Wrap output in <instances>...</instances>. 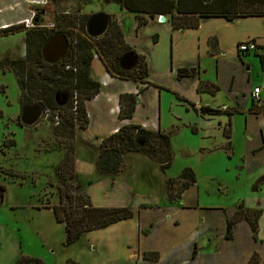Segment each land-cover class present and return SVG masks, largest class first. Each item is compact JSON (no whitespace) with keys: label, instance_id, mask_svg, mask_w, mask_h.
Listing matches in <instances>:
<instances>
[{"label":"rangeland","instance_id":"obj_1","mask_svg":"<svg viewBox=\"0 0 264 264\" xmlns=\"http://www.w3.org/2000/svg\"><path fill=\"white\" fill-rule=\"evenodd\" d=\"M35 1H47V5L35 9L30 3ZM19 4L21 7H17ZM12 6H15V10L9 9ZM121 9L117 0H0V195L3 197L2 203L0 202V264H14L22 256L41 260L44 264H66L69 260L79 264H124L123 261L128 259L124 257L123 252H120L119 257H112L114 251L108 248L110 243L107 242L103 231L88 233L71 245L66 243L64 225L58 223L53 210L46 207L59 202L55 186L56 174L61 162L66 158L67 140L65 137L58 139L53 134V129L57 126L55 114H45L44 111L40 121L30 127L21 122L20 92L16 81V75L21 74L23 67L24 77L42 70L33 61L28 62L25 40L28 31L21 25L22 21L31 18L33 12L36 14L35 18L40 17L39 31L61 30L72 40L80 33L81 19L97 13L112 15ZM167 16L171 21V15ZM110 19H113L124 33V26L119 24L118 19L114 16ZM159 20L161 21V17ZM4 25L13 28L2 30ZM244 29L246 26L238 27L240 33ZM229 45L232 47V44ZM229 53L234 57L232 52ZM251 56L253 59L249 64L242 61L243 57H236L229 66L238 76L247 73L246 69L250 67L253 70L251 82L255 81L257 85L264 87V74L259 57L253 54ZM214 62L215 59L209 57L202 63L205 64L201 79H211ZM191 65L190 53L184 52L178 64V71H167L161 65L159 69L152 68V75H149V78L156 80L154 83L150 78V83L169 89L162 92L160 110L165 113L163 121L171 123L161 132L172 133V166L162 170L146 156L135 154L126 158L121 172L111 179H114V184L128 180L126 175L130 170L134 178L130 177L131 179L125 182L127 185L122 186L119 191L125 192L129 186L131 191L140 192L138 199L149 204L153 202L151 198L159 202L169 200L168 191L169 194L177 196L178 189L167 190L168 180L178 178L185 169H192L197 183L189 195H194L198 190L202 207L223 206L230 210L244 204L247 209L263 210L262 219L259 221V237L264 239V191L253 192L257 180L264 176V149L261 154L250 155L252 150H258V146L264 142L260 137V130L264 131V117L252 120V130L247 127L249 110H246V114L242 111L236 112L231 117L227 114L212 115L214 120L211 122L199 117L188 107L191 105L188 101L181 102L175 95L185 94L186 98L193 102L191 99L196 96V92L192 91L190 84H180L176 80L177 74L191 69ZM196 79L200 80L198 77ZM240 87L244 92L249 89L244 80H240ZM155 89L151 87L143 94V102H147V114L145 110L140 111L139 121L144 124H148L149 116L156 111L152 96ZM205 101L206 104L201 106L215 109L233 102L223 90L216 96L206 94ZM252 104L256 102L253 101ZM240 107L244 105L240 104ZM229 120L231 127L228 125ZM195 124L199 128L197 132L191 128L196 126ZM79 130L76 128L75 137L70 140L72 146L75 150L78 149L77 146L91 149L93 145L90 142L78 140ZM226 130L230 131L229 138L225 134ZM89 137L95 141V135ZM12 140L16 142V146L5 148L4 142ZM209 149L212 151H208ZM78 156L85 157V154L80 153ZM10 174L19 178H12ZM100 180L99 176L94 179L79 176L76 185L81 192L89 196L93 206L120 207L123 198L121 202L118 199H106L101 189L95 188L92 192L95 197L91 198L89 187ZM129 182L133 185L130 186ZM1 186H5V193L2 192ZM136 201L126 204L135 210Z\"/></svg>","mask_w":264,"mask_h":264},{"label":"crops","instance_id":"obj_2","mask_svg":"<svg viewBox=\"0 0 264 264\" xmlns=\"http://www.w3.org/2000/svg\"><path fill=\"white\" fill-rule=\"evenodd\" d=\"M30 3L35 9L42 8L34 6L32 2ZM14 7L12 6L9 9L15 10ZM17 7H21V4ZM1 14L2 12L0 11ZM107 15L116 17L119 24L124 26L126 43L138 55L146 58L150 76L152 75V68L159 69L161 65L167 71H178L180 69L178 64L182 59V54L184 52L190 53L192 65L189 68L196 69V76L178 79L177 74L176 80L180 84H190L192 91L196 92V96L191 99L193 102H190L185 94L181 95L179 93L178 95L186 99L191 104L188 105V107L192 108L191 111L205 121H213L214 116L202 113L201 109L203 108L220 110L229 117L241 111L246 114V110H249L247 127L251 130L252 120L264 117V113L259 115L251 113L252 91L260 87L262 89L261 99H264V87L257 85L255 81L251 82L253 70L248 67L246 69L247 73H241L238 76L235 70H231L229 66L236 57H243L244 60L242 61H245L246 64H249V61L253 59L251 54L239 53L238 46L240 43L256 41L260 48V52L257 54L264 55V17L240 18L233 22H228L222 18H202L197 29L174 30L167 15H158L155 18L142 15L146 20L144 25H139L136 14L130 13L125 9L114 12L112 15L110 13ZM160 17H164L165 21L160 22ZM241 25L246 26L242 33L238 31V27ZM6 26L4 25V27ZM239 34L242 36H239ZM213 38L217 40V51L215 50V52H212ZM229 44H232V47ZM229 52H232L234 57H231ZM209 57L215 59L213 75L211 79L204 80L201 79V73L204 71L203 65L205 63L203 65L202 63L206 62ZM260 62L264 74V58ZM259 68L261 67L259 66ZM196 77L200 80L196 79ZM91 78L101 84V89L98 96L86 103L89 126L86 130H79L80 133L77 137L78 140L90 142L93 146L91 149L77 146L79 150H75L76 173L78 176H88L93 179L99 176L101 178L100 182L93 183L89 187L91 198L95 197L92 192L97 188L102 190L103 197H106V199H112L113 201L118 199L121 202L120 200L123 198L122 201L124 203L122 202L120 207L131 208L126 203L133 204L137 200L135 210L133 209L135 215L132 219L98 230L103 231V234L106 235L107 242L110 243L108 248H110V251H114L112 257H119L121 255L120 252H123L124 257H128V259H125L126 261H123L124 264H249L253 255L257 253L259 255V264H264V239L259 237L260 230L257 238H255L250 224L242 221L234 226L231 238L228 239V221L234 215L237 207L230 210L223 206L202 207L198 190L195 191L194 195H189V192L194 190L193 187L196 184L184 192L181 196L182 199L178 202L172 203L168 199L165 202H159L151 198L153 202L146 204L143 203L142 199L137 198L140 192L131 191L129 186L125 192L119 191L122 186L127 185L125 182L130 180V177L134 178L130 174V170L126 175L128 180L124 179L116 184H114V179H111V177H104L98 174L96 159L98 147L103 139L113 135L126 125H136L152 131H162L171 124L164 122L165 120L163 121L165 113L160 110L162 92L169 89L150 83L149 79L151 77H148L144 84L114 78L108 73L98 56H95L91 65ZM240 80H244L249 86L247 92L241 90ZM152 81L156 82L153 79ZM200 82L216 85L219 91L223 90L226 92L233 102L216 109L201 106L203 103L206 104V94L208 93H199ZM151 87L157 89V91L156 89L152 91L154 100L151 99L156 105V111L149 116L148 124H144L139 121V112L145 110L147 114V102H143V94L147 93ZM138 93L140 94L133 118L129 120L120 119V97L124 94ZM240 104H243L244 107H240ZM243 108L245 110H242ZM110 120L112 123H110ZM230 120L228 125L231 127ZM250 124L251 127H249ZM197 126H191V128L197 132L199 131ZM90 135L96 136L95 141L90 140ZM260 137L264 140V131L260 130ZM263 149L264 142L258 146V150H252L250 155L261 154ZM208 151H212V149ZM80 153L85 154V157L78 156ZM133 155L135 154L127 157ZM129 184L131 186L132 183L129 182ZM263 191L264 186L258 191L253 190L255 193ZM123 194L125 195L121 196ZM113 208H118V206ZM248 209L259 210L258 208ZM154 252L159 254L158 261H150L144 258L146 253ZM109 258L111 259V257Z\"/></svg>","mask_w":264,"mask_h":264},{"label":"trees","instance_id":"obj_3","mask_svg":"<svg viewBox=\"0 0 264 264\" xmlns=\"http://www.w3.org/2000/svg\"><path fill=\"white\" fill-rule=\"evenodd\" d=\"M122 9L136 14L139 25L146 24L142 15L155 18L158 15H171V24L174 30L197 29L202 18H222L233 22L240 18L264 17V0H117ZM86 18V19H85ZM81 19L80 33L71 40L64 31L27 30L26 33V56L28 62L33 61L41 71L31 73L28 76L16 75V81L20 92L21 111L24 108L40 106L45 114H55L59 117V125L53 129L55 137H65L66 158L57 171V184L59 202L56 205L47 206L52 209L58 223L65 227L66 243L68 245L79 241L88 233L105 229L119 222L130 220L135 212L130 207H95L89 196L79 190L76 185L79 176L75 170V148L70 142L75 137V130H86L89 126V117L86 103L94 99L100 93L101 84L91 78V65L98 56L108 73L117 79L131 80L145 83L149 77V69L146 58L126 43L125 35L120 26L111 21L107 34L93 40L86 33V24L90 17ZM35 23L40 25V17L35 18ZM57 25V24H56ZM54 25V28L55 26ZM59 26V24L57 25ZM13 26L3 28L8 30ZM56 35H65L69 41V50L65 59L57 65H49L44 62L42 48L47 41ZM217 47L216 38L212 39V52ZM217 51V50H216ZM260 52V48L257 53ZM241 54H245L240 52ZM256 54L262 61L264 55ZM126 54H134L138 57V64L132 71H123L120 68V59ZM247 54V53H246ZM23 62V61H22ZM24 63V62H23ZM70 66V70L65 67ZM76 70V72L74 71ZM196 76V69H189L178 73V79ZM199 93H208L215 96L219 88L210 83L200 82ZM65 93L69 96L68 103L60 107L57 105L56 96ZM138 94H124L120 97V113L122 120L132 119L136 111ZM181 102L186 99L175 94ZM74 97H76V111L74 109ZM252 104L251 111L256 115L264 113V103L259 106ZM263 108V109H262ZM202 113L209 115H221L220 110L210 108L201 109ZM227 112V110H226ZM54 116V117H55ZM227 138L230 131L226 130ZM172 133L152 131L141 126L126 125L113 135L102 140L98 147L96 170L104 177L118 175L125 163V158L131 154H141L157 163L162 170L172 166L174 154L171 146ZM16 142L5 141V148H13ZM12 178H19L10 174ZM197 183L196 175L192 169H185L176 179L167 182V190L178 189L179 194H169V201L174 203L182 199L183 192L189 190ZM259 186H264V176L255 183L253 190L258 191ZM5 186L1 190L5 193ZM3 198V197H2ZM263 214L262 210L245 208L240 205L232 218L228 221L227 238H231L234 226L242 221L250 224L252 232L257 238L258 223ZM1 245V242H0ZM144 258L150 261H158V253H146ZM14 264H44L41 260L22 256ZM66 264H79L73 260ZM249 264H259V255L255 253Z\"/></svg>","mask_w":264,"mask_h":264},{"label":"water","instance_id":"obj_4","mask_svg":"<svg viewBox=\"0 0 264 264\" xmlns=\"http://www.w3.org/2000/svg\"><path fill=\"white\" fill-rule=\"evenodd\" d=\"M161 21L164 22L165 18L162 17ZM111 24L110 16L105 13H97L92 15L86 24V33L89 38L99 40L103 38ZM69 50V41L65 35H56L45 43L42 48V57L45 63L49 65H57L61 63ZM138 64V57L134 54L124 55L119 62L120 68L123 71H132ZM69 96L65 93H59L56 96L57 105L60 107L68 103ZM44 115L43 109L36 105L24 108L21 111V122L27 126L36 125ZM2 196L0 195V202Z\"/></svg>","mask_w":264,"mask_h":264},{"label":"built area","instance_id":"obj_5","mask_svg":"<svg viewBox=\"0 0 264 264\" xmlns=\"http://www.w3.org/2000/svg\"><path fill=\"white\" fill-rule=\"evenodd\" d=\"M32 4L36 7L44 8L47 5V1H41V2L35 1ZM35 17H36V14H35V12H33L31 18L22 21L21 25L25 26L27 28V30H40L41 26H39L35 23ZM258 50H259V47H258V44L256 43V41H248V42L240 43L238 46L239 53L242 52L245 54L246 53L252 54V53H257ZM65 69L70 70L71 67L66 66ZM74 71L76 72V70H74ZM261 93H262V89L260 87H257L252 91V94H251L252 100L254 102H256V104L259 106H261L264 103L263 100L261 99ZM74 100H75V102H74L75 107H74L73 111H76V105H77L76 97H74ZM47 113H49V112H47ZM54 119L56 121L55 124L59 125V117L55 116Z\"/></svg>","mask_w":264,"mask_h":264}]
</instances>
